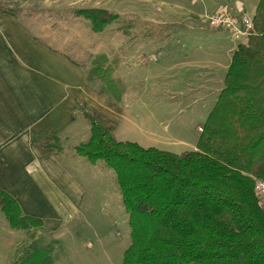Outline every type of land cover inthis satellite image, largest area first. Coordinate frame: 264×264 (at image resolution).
Wrapping results in <instances>:
<instances>
[{
  "label": "trees",
  "instance_id": "trees-1",
  "mask_svg": "<svg viewBox=\"0 0 264 264\" xmlns=\"http://www.w3.org/2000/svg\"><path fill=\"white\" fill-rule=\"evenodd\" d=\"M0 11L14 14L11 8ZM73 13L94 32L120 18L101 7H77ZM252 22L198 127L195 149L172 153L118 140L80 105L90 137L73 150L114 172L130 229L122 264H264V205L254 189L255 180L264 179V0ZM106 62L105 54L95 56L87 81L111 84ZM0 212L14 229L43 225L23 215L2 189ZM49 256V250L33 249L19 264H47Z\"/></svg>",
  "mask_w": 264,
  "mask_h": 264
},
{
  "label": "crops",
  "instance_id": "crops-1",
  "mask_svg": "<svg viewBox=\"0 0 264 264\" xmlns=\"http://www.w3.org/2000/svg\"><path fill=\"white\" fill-rule=\"evenodd\" d=\"M33 1H38V4H33ZM59 1L65 0H52L53 5L49 6L46 5L47 0H0L1 8L14 10V14L0 11V189L18 202L23 215L42 221L43 225L38 228L39 235L45 236L51 242L57 240L56 235L61 228L69 226L79 217L81 220L86 217L91 208V197L96 192L95 188L102 182V179L95 177L94 171L102 169V176L108 174L102 167L95 168L97 163L90 164L92 168L86 166L73 150L76 145L86 142L90 137V126L80 110V105L91 110L101 125L118 140L136 142L142 147H155L172 153H175L172 151L174 147L191 146L185 140L173 136L168 125L172 119L160 121L155 118L153 112L147 116L140 115L135 108L138 97L130 101L122 98L126 88L121 101H116L107 93H98L99 87H94V83L99 81H87L90 64L66 53L62 47L47 39L45 28L47 25L53 26L55 19L46 20L37 16L45 13L48 7H61L58 5ZM90 1L92 4L88 3ZM104 1L68 0L65 2V9L104 8ZM227 5L229 7H223L232 15H237L238 12L234 13L233 10L235 7L231 3ZM205 11L209 12L205 9L193 13V19L170 23L180 25V30L194 29L206 32L212 39L223 40V29L209 28L200 22V15ZM130 39L128 34L122 32L117 36L121 46L129 47L132 43L140 42L134 45V53L139 65L144 64L146 60L141 58V49L146 44L154 46L157 37L151 35L148 40L133 37V42L128 44ZM238 43L226 50L223 63L216 57L219 51H215L212 56V60L216 61L215 66L210 68L219 69L221 74L228 69ZM99 46L100 43L98 48ZM185 49L186 47L182 46L177 52L170 53L165 48L164 51L158 52V55L150 53L149 56L155 62L160 60L156 65L163 67L167 73L175 72L179 67L180 71L186 69L188 75L191 67L200 69V60L206 57L209 48L201 50L198 46L193 54V61L187 59ZM182 53L183 56L178 57L181 61H175L174 56ZM123 56L122 61L117 63L118 69L121 64L126 65V62H129L128 53ZM168 59L169 63L164 65ZM202 69L205 70L206 67ZM223 80L224 77L218 76L217 84H213L214 89H209L215 90L212 106L223 88ZM182 81L190 84L185 75L180 76L177 83ZM181 91L182 89L173 88L170 93L151 98L150 104L156 108L166 106V102L173 103L176 106L174 109L177 108V111H174L177 115L183 111L184 106H188L184 101L191 100H182L185 96ZM204 97L205 95L202 97L196 94L192 101H203ZM181 121L178 120L176 127L173 126L177 133L182 130L179 125ZM195 145H192L190 150L195 149ZM1 230L5 231L6 235L14 231L12 227L7 226ZM26 231L30 235L31 230ZM30 243L29 237L22 243H16V247L22 248L21 260L31 251ZM10 244L12 248L15 243L10 241ZM1 258L0 255V260ZM56 259L51 253L47 264H57ZM14 262L15 252L12 250L10 261L5 264Z\"/></svg>",
  "mask_w": 264,
  "mask_h": 264
},
{
  "label": "rangeland",
  "instance_id": "rangeland-1",
  "mask_svg": "<svg viewBox=\"0 0 264 264\" xmlns=\"http://www.w3.org/2000/svg\"><path fill=\"white\" fill-rule=\"evenodd\" d=\"M258 1L105 0L104 8L119 14L120 18L107 26L102 32L92 31L89 21L84 17L74 15L73 8L65 9V5H67L65 2H68V0L59 1L58 5L61 7L52 6L46 8L47 11L37 17L46 20L55 19L56 23L53 26L47 25L45 28L47 39L52 40L55 45L62 47L66 53L75 56L81 61H85L88 65L95 56L105 54L107 62L103 65V68L109 65L108 74L111 76V84L107 80L105 82L98 79L99 83H94V87H99L98 93H107L118 101L123 96L126 88L122 98L125 97L126 100L130 101L138 97L139 99L135 101V108L138 109L140 115L147 116L150 112H153L155 118L160 121L172 119V122H168V125L171 127L170 131H172L173 136L176 139L185 140L191 145L172 149L173 152L180 153L190 150L192 145L196 144L199 136L198 127H202L213 107L215 90L209 89H214L215 85L213 84H217L218 76L223 78L227 72L226 69L221 74L219 69L210 68L215 66L216 62L212 60L213 53L219 51V55L217 54L216 57L219 58V62L223 63L225 61V55L223 54H226V50L232 45H236L238 41L233 40L227 32H224L226 39L216 40L210 38L206 32L194 29L192 31L180 30V25H171L170 22L187 18L193 19V13L204 11L205 9L213 12L220 6H228L227 3H231L235 7L233 8L235 10L234 13L238 12L236 16L245 15L248 18H252ZM53 3L52 0H47L46 5H53ZM88 3L92 4V1ZM33 4L37 5L38 1H33ZM231 9L232 7H230ZM150 20L152 21L150 22ZM121 32L131 37L128 44L133 42V37L145 38V40H148L151 35L157 37L154 46L152 45L151 47L146 44L141 49V58L146 60L144 64L139 65V60L134 53V45L136 46L140 42H137V44L132 43L129 47L126 44V46H121L117 40V36ZM74 40L78 42L76 43ZM98 43H100L99 48ZM182 46L186 47L184 53H187L189 61L194 60L193 54L198 46L201 50L209 48V51H206L209 59L207 55L201 58L200 69L191 67L188 75H186V69L180 71L179 67L175 72L167 73L163 67L156 65L160 63V60L155 62L149 56L150 53L158 55L157 53L164 51L165 48L170 53H175ZM139 51L138 49L137 52ZM220 52L223 56L220 55ZM126 53L129 55V62L127 61L126 65L121 64L118 69L117 63L122 61L123 54ZM184 53L176 54L174 60L181 61L178 57L183 56ZM169 60L164 65L168 64ZM202 67H206V69L203 70ZM182 75H185L186 79L190 81L189 86L185 81L177 83V80ZM96 80L89 82L92 83ZM173 88L182 89L180 93L185 96L182 100L191 99L187 102L184 101L188 106H184L181 113L176 115L174 111H177V108L174 109L176 106L170 102H164L167 104L164 107L154 108L151 106V98H157L163 93H170ZM112 90H116V96L112 93ZM196 94L202 97L205 95L204 100L201 101L200 99L199 102L198 100L192 101L193 97L196 98ZM165 100L172 101L169 99ZM137 101L142 104L139 105ZM178 120H182L181 124H179L182 130L179 133L173 129V126L176 127L178 124ZM80 158L86 166L91 167L92 164L84 157L80 156ZM100 167L109 175L104 174L102 176V169L94 171L95 177L102 179V182L104 180V183L100 182L99 186L95 188L96 192L91 197V199L93 198L91 200V208L86 217L83 220L79 217L77 221H73L69 226L61 228L59 234L56 235L57 240L54 242L49 241L45 236H40L39 227L29 228L31 230L29 232L30 235L24 229H17L18 231H16L14 228L12 234L8 233L6 235L1 228L6 226L8 228L10 225L4 216L0 214V218H2L0 219V255L2 257L0 264L10 261L12 250L15 252L14 264H19L22 258V248L20 246L16 247V243H22L27 237L31 240V250L37 248L50 250V254L52 253L57 258V264H122L124 251L130 244L128 218L120 201L114 172L102 162H97L95 168ZM10 241L15 243L12 248Z\"/></svg>",
  "mask_w": 264,
  "mask_h": 264
},
{
  "label": "built area",
  "instance_id": "built-area-1",
  "mask_svg": "<svg viewBox=\"0 0 264 264\" xmlns=\"http://www.w3.org/2000/svg\"><path fill=\"white\" fill-rule=\"evenodd\" d=\"M199 19L203 25L209 28L223 29L233 40L238 42L243 41L253 29L252 18L245 15H232L222 6L213 12H204ZM254 189L260 202L264 205V179H256Z\"/></svg>",
  "mask_w": 264,
  "mask_h": 264
}]
</instances>
